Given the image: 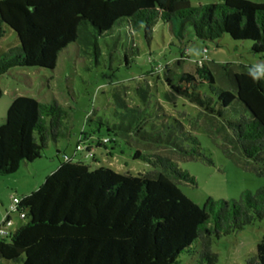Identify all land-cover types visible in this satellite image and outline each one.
<instances>
[{"label":"trees","instance_id":"16d2710c","mask_svg":"<svg viewBox=\"0 0 264 264\" xmlns=\"http://www.w3.org/2000/svg\"><path fill=\"white\" fill-rule=\"evenodd\" d=\"M157 22L177 39L181 54L186 51L189 30L199 40L213 41L224 34L233 40H250L253 53H264V0L195 5L191 0H0V31L8 26L19 42L0 55V76L17 67L53 69L58 54L71 43L79 52L94 43L97 54V36L116 37L122 28L130 42L140 29L149 40ZM123 56L128 65L130 55L125 51ZM160 65L166 92L182 96L217 120L227 145L223 151L243 155L251 169L264 176V76L260 66L217 63L215 74L206 68L198 77L173 70L167 63ZM136 90L142 98L147 96L141 87ZM2 93L0 86V96ZM114 99L124 108L122 116L131 119L126 124L106 125V135L116 132L127 143L131 140L147 148V152L136 148L133 158L154 169L133 175L105 165L91 168L83 160L91 157L60 160L36 189L21 197L24 222L0 238V260L19 264H174L197 241L199 263L213 264L217 260L214 239L264 219V183L254 194L244 190L230 200L208 197L202 204L191 201L178 184L195 180L179 168L178 160L212 163L201 152L196 135L170 114L164 120L157 116L155 107L153 112L144 103L130 107L117 92ZM69 117V109L55 99L15 96L0 123V176L11 175L21 163L40 157L49 140L68 136ZM91 129L99 131L98 126ZM82 136L91 147L107 149V143H112L110 151L116 142L108 136L87 138L85 131ZM245 261L264 264V232L255 254Z\"/></svg>","mask_w":264,"mask_h":264},{"label":"rangeland","instance_id":"374dc122","mask_svg":"<svg viewBox=\"0 0 264 264\" xmlns=\"http://www.w3.org/2000/svg\"><path fill=\"white\" fill-rule=\"evenodd\" d=\"M213 1L217 0H191V3L195 5ZM186 38V51L181 54L182 49L177 39L169 35L167 26L161 22L154 24L149 40L140 29L134 32L130 42L122 28L116 37L97 36V54L94 43L88 44L85 52H79L77 46L71 43L58 54L53 69L17 67L0 76L3 90L0 96V123L11 100L17 95H27L41 101L55 99L70 112L68 136L56 141L49 140L40 157L27 162L26 167L21 163L11 175L0 176V214L6 211L12 196H22L17 187L20 189L36 184L33 187L36 189L43 182L45 172L50 171L51 165L57 167L60 160L67 158H83L84 150L76 149V144L83 140V131L88 133L87 138L108 136L116 140L112 151L109 150L112 143H107V149L92 146L91 158L83 159L91 168L105 165L114 171L133 175L146 174L154 169L152 164L133 158L136 148L142 152H147V148L138 147L132 144L129 137H124L130 140L127 143L116 132L106 135V125L126 124L131 119L130 116H122L124 108L116 103L114 92L119 93L130 107H141L144 103L150 106L152 112L155 107L154 113L161 115L163 120L166 114L178 118L196 135L201 152L212 163L200 159L178 160L179 168L187 170L195 180L194 183L182 181L178 184L191 201L202 204L208 197L230 200L238 198L244 190L254 194L264 183V176L257 175L243 155L234 150L229 153L223 151V146L227 145L219 122L206 113H201L182 96L167 93L158 69L160 64L167 63L173 70L189 72L199 77L206 68L215 74L219 69L217 63L231 62L259 65V71L264 76V53H253L250 40H233L227 34L213 41L199 40L189 30ZM18 45L16 33L6 25L2 26L0 55ZM125 51L130 55L128 65L124 63ZM153 66L155 67L152 69ZM151 69L153 72L150 73ZM216 84L220 85L217 79ZM137 87L144 89L147 96L142 98ZM156 117L155 120H158ZM100 122L103 126H100ZM96 126L99 131H92L91 128ZM150 149L166 152L162 148ZM6 184L9 186L5 187ZM11 217L14 220L11 230L24 222L17 212H12ZM263 232L264 219L257 220L236 233L214 239L212 250L217 254V260L213 264H246V258L255 254L256 244ZM198 248L195 241L187 251L178 255L174 264H207L199 263ZM0 264L19 263L0 260Z\"/></svg>","mask_w":264,"mask_h":264},{"label":"built area","instance_id":"2783aa9c","mask_svg":"<svg viewBox=\"0 0 264 264\" xmlns=\"http://www.w3.org/2000/svg\"><path fill=\"white\" fill-rule=\"evenodd\" d=\"M106 140V139H104ZM77 150H84V157H91L93 154L92 147L87 144V139L83 137V140H80L76 144ZM11 203L9 204L8 208L6 209V212L2 215L0 219V236H5L8 234L11 224H12V218L11 213L17 212L18 216L20 218H23L25 216V213L23 209L20 208L19 204L21 202V198H18L16 196L11 197Z\"/></svg>","mask_w":264,"mask_h":264},{"label":"crops","instance_id":"0c3cea01","mask_svg":"<svg viewBox=\"0 0 264 264\" xmlns=\"http://www.w3.org/2000/svg\"><path fill=\"white\" fill-rule=\"evenodd\" d=\"M24 166L26 167V166H27V163H25ZM55 167H56L55 165H51L50 168H49L50 171H46L44 175H48L50 172H52V171L55 169ZM43 177H44V176H43ZM35 185H36V184H34V186H27V187L25 186V187H22V188H20V189H18V187H17V190H19L20 193H22V196H23V195L28 194L29 192H31L32 189H34L33 187H35ZM7 186H9V184H6L5 187H7ZM31 187H32V188H31ZM22 196H21V197H22ZM21 197H20V198H21ZM5 212H6V211H4V213H5ZM4 213L2 212V213L0 214V219H1V216H2ZM11 218H12V217H11ZM13 222H14V220H13V218H12V224H11V226L13 225ZM1 237H4V236H0V238H1Z\"/></svg>","mask_w":264,"mask_h":264}]
</instances>
